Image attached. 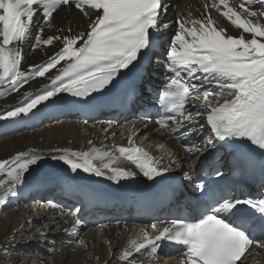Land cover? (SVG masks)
Returning a JSON list of instances; mask_svg holds the SVG:
<instances>
[{"label": "snow or ice", "instance_id": "6c2138e0", "mask_svg": "<svg viewBox=\"0 0 264 264\" xmlns=\"http://www.w3.org/2000/svg\"><path fill=\"white\" fill-rule=\"evenodd\" d=\"M201 4L198 15L189 11L169 21L164 19V0H0V96L12 92L19 97L14 106L0 109V121L15 122L34 115V110L61 93L87 103L95 99L93 93L104 95L117 89L124 70L137 69L151 52L168 74L157 93L154 122L169 138L183 130L175 139L190 166L195 165V157L218 144L234 146L241 154L259 150L264 157V0H201ZM73 7L86 26L74 27L70 21L66 27H56L54 14ZM45 29L50 34L45 36ZM30 41L32 51L57 45L58 50L46 61L24 69V46ZM158 44L162 51H153ZM36 78L48 83H41L34 92H21ZM124 99L127 102L131 96ZM141 119L146 121L145 127L153 122L148 113ZM106 123L104 133L113 121ZM192 125L209 130L202 143L191 140L196 131ZM137 133L133 124L126 145L53 148L50 151L58 155L50 158L67 166L66 174L82 171L113 182L137 175L129 168L114 166L121 158L149 181L182 167L178 155L164 143L157 145L164 153L161 156L138 146ZM43 159L35 148L0 159V205L18 195L26 173L39 167ZM215 174L222 177L219 170ZM46 206L59 209L62 218L71 216L73 223L65 231L78 236L82 224L79 209L65 212L53 201ZM161 224L149 226L155 235L144 228L130 237L117 257L121 264H158L165 241L181 246L179 264H246L256 249L264 250V194L221 195L191 222L177 217ZM74 242L87 246L83 238ZM11 250L3 248L4 252ZM108 251L111 255L110 247Z\"/></svg>", "mask_w": 264, "mask_h": 264}, {"label": "bare ground", "instance_id": "6f19581e", "mask_svg": "<svg viewBox=\"0 0 264 264\" xmlns=\"http://www.w3.org/2000/svg\"><path fill=\"white\" fill-rule=\"evenodd\" d=\"M197 8L202 9L201 0H181L177 5L170 8L164 19L172 21L177 15H187L189 11H192L194 15H198L196 12ZM70 21L74 27L83 28L86 26V21L82 17V14H79L78 10L74 7L71 9L63 8L54 14V24L56 27H66ZM33 33H35V29H33ZM47 34H50L49 30L45 29V36ZM30 43L31 41L29 45L24 46V69H27L31 64L46 61L48 56L58 50L57 45V47L49 46L44 51L39 49L32 51ZM41 83L47 84L48 81L43 78H36L30 81L29 84L24 85L21 92H34L40 88ZM18 100L17 93L8 92L6 95L0 96V109L14 106ZM47 104L48 102H45L44 105L39 106V110H34V115L30 114L27 118L17 119L15 122L0 121V130L2 131L0 132V159H7L16 152L26 151L29 148H35L44 156L39 167L33 166L34 170L30 174L26 173V178L18 189V195L16 197H9L6 200V205H0V250L2 247H8L7 244L18 247L22 255L32 250L40 254V256H30L33 264H39V262H34L38 259L43 260L42 264H105V262L107 264H121L117 257L127 244L129 238L139 233L136 227L131 224L105 225L97 229L87 230L84 233L78 230L77 236L65 231L73 223L71 216H64L62 218L59 209L48 207L46 206L47 204L36 207L35 203L32 204L30 200L26 201V199L30 198L31 189L29 188L47 177L49 179L59 177L72 184H77L83 178H105L83 173L82 171L78 175L70 172L66 174L65 169L67 166L63 165L61 161H54L50 158L51 155H58V153L51 152V149L70 148L72 150H87L91 146L100 148L111 147L113 144L126 145L128 132L125 129L117 130L118 128L112 126L108 133H104L102 128L108 127V125L107 123L100 122L86 125L80 122L62 120L56 124L36 125L37 119L48 111ZM20 121L26 123L29 127L31 125L30 130L18 131L17 122ZM149 132L152 134L148 143L151 144L150 151L152 155H164L157 147L158 144L164 143L166 148L178 155L181 164L184 163L183 156L185 154L172 145L165 134L155 132V130H149ZM113 134H115L114 138ZM105 136L109 138L105 140ZM88 141H92V145H89ZM114 166L129 168L134 171L131 162L125 161L122 158ZM8 207H10L9 211L7 210L8 212H6L5 209ZM11 208L12 210H10ZM4 211L6 213L2 215ZM64 211L67 212L66 210ZM28 214L32 215L28 216ZM16 217L19 220L12 227V220ZM39 221L45 222L43 227L38 226ZM18 224H21V227H18ZM33 229L36 230L32 232ZM23 230H26V237H29L30 243H26V240H23V243H19V240L24 235L18 236L17 240L10 242L9 238L15 236L13 234L14 231L24 233ZM41 233H44V235L41 236ZM78 238H83L87 246L81 247L77 245L74 240ZM105 241H108V243H105ZM109 247L112 249L111 255L108 251ZM13 248H11L12 252L14 251ZM23 256L26 259V254ZM262 257V262H264V253ZM8 259V263L11 264H24L23 259L15 254H11Z\"/></svg>", "mask_w": 264, "mask_h": 264}, {"label": "rangeland", "instance_id": "374dc122", "mask_svg": "<svg viewBox=\"0 0 264 264\" xmlns=\"http://www.w3.org/2000/svg\"><path fill=\"white\" fill-rule=\"evenodd\" d=\"M27 207V206H26ZM10 207H8L7 209H5V211L6 212H8ZM8 210V211H7ZM10 210H12V208L10 209ZM14 210V209H13ZM3 212V214L2 215H4L6 212ZM21 211V210H20ZM36 213H38L37 211H36ZM29 215H32V214H28V216ZM19 219L16 217L14 220H12V227H14V225L16 224L15 222L16 221H18ZM41 221V220H40ZM39 221V222H40ZM36 223H38V222H36ZM45 222H40V223H38V226H40V227H43ZM18 227H21V224H18ZM27 230V229H26ZM26 230H23V232L24 233H22V232H13V234H15V239H12V238H9V240H10V242H12L13 240H17L18 239V236H20L21 237V235H24V237H21V239L19 240L20 242L19 243H23V240H26L25 242L26 243H30L29 242V237H26ZM36 229H33V231L32 232H34ZM43 232V231H42ZM46 232V231H45ZM29 236V235H28ZM7 248H12V247H14L13 249H14V251L12 252V251H9V252H4L3 251V247L1 248V250H0V257H2L3 259L2 260H0V264H11V263H8L9 262V257H10V255L11 254H15V255H18V256H20V258L21 259H23L22 261H23V263L24 264H33L32 262L33 261H31V258H30V256L31 255H35V256H37V255H39L40 256V254H37L36 252H34V251H32V250H30V252H27V253H24L23 255H25L26 254V259H25V257L22 255V253H21V251L18 249V247H15V246H9V244H7ZM43 257H45V256H43ZM28 260H29V262H28ZM34 262H39V264H42V262H43V260H41V259H38L37 261H34Z\"/></svg>", "mask_w": 264, "mask_h": 264}]
</instances>
